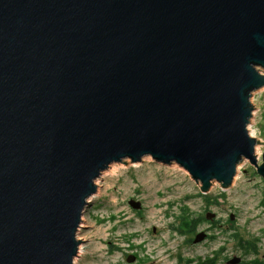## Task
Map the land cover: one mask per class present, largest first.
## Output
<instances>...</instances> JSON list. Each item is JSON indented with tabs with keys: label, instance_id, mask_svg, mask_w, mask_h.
Wrapping results in <instances>:
<instances>
[{
	"label": "water",
	"instance_id": "obj_1",
	"mask_svg": "<svg viewBox=\"0 0 264 264\" xmlns=\"http://www.w3.org/2000/svg\"><path fill=\"white\" fill-rule=\"evenodd\" d=\"M261 89L264 0H0V264H74L113 164L177 165L203 194L244 160L264 180Z\"/></svg>",
	"mask_w": 264,
	"mask_h": 264
},
{
	"label": "rangeland",
	"instance_id": "obj_2",
	"mask_svg": "<svg viewBox=\"0 0 264 264\" xmlns=\"http://www.w3.org/2000/svg\"><path fill=\"white\" fill-rule=\"evenodd\" d=\"M251 104L254 110L248 129L259 141L256 158L261 165L264 89L252 95ZM123 165L114 175L105 174L96 182L95 198L88 200L78 229L77 239L83 242L74 264H131L127 260L133 255L139 264L159 259V264H169L184 240L181 224L208 214L216 218V228L210 227L214 220H206L196 231L208 230L215 241L196 252L213 255L224 251L228 258L264 262V180L248 160L238 167L237 183L222 189L214 182L206 194L177 165L155 164L149 157L135 166ZM131 200L141 208H132ZM222 260L220 257L218 264Z\"/></svg>",
	"mask_w": 264,
	"mask_h": 264
},
{
	"label": "flooded vegetation",
	"instance_id": "obj_3",
	"mask_svg": "<svg viewBox=\"0 0 264 264\" xmlns=\"http://www.w3.org/2000/svg\"><path fill=\"white\" fill-rule=\"evenodd\" d=\"M208 215H206L205 218H200L198 221L193 222L190 220V223L181 224V230L183 232L184 240L178 245V247L180 248L178 256L169 264H218V259H220V257H223L222 263L220 264H230L229 262L233 260H236L235 264H264V262L260 261L248 262L241 257L228 258L225 255L224 251L219 253L214 252L213 255H208L207 252H203V254L201 255L198 253V250L196 252V248H204L206 244L215 241V238L208 232V230H204L200 233H197L196 231L202 222L204 223L206 222V220H209L208 218H206ZM210 220H214L213 223L210 224V227L216 228V225L214 224L216 218L213 217ZM188 234L190 235V237H188ZM198 235H202L203 238L200 241L196 242L195 239ZM211 256H213V258H211ZM128 259H133L131 264H139L137 255H133ZM160 261V259L157 261H152L151 264H159ZM165 261L169 262V260L167 261V259H165Z\"/></svg>",
	"mask_w": 264,
	"mask_h": 264
},
{
	"label": "bare ground",
	"instance_id": "obj_4",
	"mask_svg": "<svg viewBox=\"0 0 264 264\" xmlns=\"http://www.w3.org/2000/svg\"><path fill=\"white\" fill-rule=\"evenodd\" d=\"M252 137H253V136H252ZM257 155H258V154H257ZM128 162H129V161H126V164H127ZM129 163H130V162H129ZM126 164H125V165H126ZM131 165H134V164H131ZM134 166H135V165H134ZM121 167H123V166H118V165L113 164V165H111V166L109 167L108 170H106V171L102 174V176H104L105 174L107 175L108 173L114 175V174L116 173V171L118 170V168H121ZM238 167H239V166H238ZM239 170H240V168L237 169V172H238V173H239ZM238 175H239V174H238ZM237 179H238V176L235 177V179H234V183H237V182H236ZM96 182H97V181H96ZM94 198H95V196L91 197L89 201H91V200L94 199ZM89 201H88V202H89ZM79 253L81 254V251H80Z\"/></svg>",
	"mask_w": 264,
	"mask_h": 264
}]
</instances>
